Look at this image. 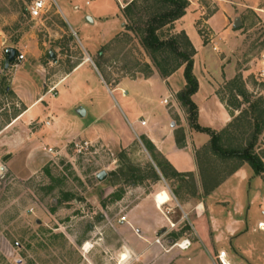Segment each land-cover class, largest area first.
<instances>
[{
  "label": "rangeland",
  "instance_id": "rangeland-1",
  "mask_svg": "<svg viewBox=\"0 0 264 264\" xmlns=\"http://www.w3.org/2000/svg\"><path fill=\"white\" fill-rule=\"evenodd\" d=\"M34 1L0 0V264H206L201 252L183 254L198 241L193 207L229 205L231 199L219 196L239 189L230 180L239 169L253 176L245 190L261 183L247 163L232 172L239 162L206 151L207 133L209 141L195 152L199 176L166 179L158 168L171 164L156 145L160 129L181 144L185 128H194L178 98L184 67L162 76L142 43L153 1L140 2L129 17L124 8L132 0H47V10L32 18ZM119 6L120 14L102 19L106 25L86 19L88 12L116 14ZM187 9L193 19L180 18L160 35L186 33L201 48L195 75L237 114L212 129L227 127L228 138L237 134L236 145L245 146L250 135L242 140L236 129L248 121L236 118L264 98V11L232 7L228 21L208 23L223 11L220 2L189 0ZM10 47L25 58L5 70ZM161 101L165 116L155 112V105L164 109ZM80 106L85 117L76 112ZM255 152L264 162V131ZM199 161L206 173L224 177L218 188L204 183ZM103 170L108 177L99 181ZM186 240L191 245L181 248Z\"/></svg>",
  "mask_w": 264,
  "mask_h": 264
},
{
  "label": "crops",
  "instance_id": "crops-1",
  "mask_svg": "<svg viewBox=\"0 0 264 264\" xmlns=\"http://www.w3.org/2000/svg\"><path fill=\"white\" fill-rule=\"evenodd\" d=\"M217 1L221 3L224 9L213 15V18L211 17L212 19L210 18L207 21L208 23H211L215 18L223 23L224 21H228L230 17L228 8L232 7L264 11V0ZM86 4L91 5L92 3L87 1ZM77 7H80V4ZM120 9L119 6L118 11L113 15H108L105 11L99 9L100 13L95 15L92 12H88L86 17H92L96 25L98 23L102 25L104 23L106 25L107 21H103L102 19L117 16L121 13ZM188 11L189 9H187L186 14L181 18L179 23H182L185 18L193 19V14L191 15L190 11ZM193 43L198 52L197 55H199L201 48L194 41ZM199 81V91L193 97L199 109V123L203 127H211L214 129H217L218 126H226V123L230 121L231 117L237 114L232 115L230 107L223 101L218 100L216 95L214 96L208 93L205 89L206 85H204L201 79ZM139 103L142 105L141 101ZM160 104L164 109L158 110L155 105V112L161 116L169 114L164 101H161ZM146 109V104H144V107H139V112H145ZM218 119L223 120V123L216 125ZM160 130L162 132L158 134L162 137L157 136L158 143L156 145L166 159L173 165L175 170L179 173H194L199 176L195 152L202 145H206L209 141L208 135L188 127L185 128V139L179 144L174 138L173 133L168 132L166 137H164L162 135L164 129L162 128ZM234 174L230 177V180L237 179L239 189L230 192V194L228 192L225 193L226 196L223 194L219 196L229 198V201L231 199L232 201L229 205L221 203L217 206H209L204 201H200L191 210L194 213L196 221L198 241L193 244V248H189L190 250L183 252V254L189 252L187 256L193 255L195 257L198 252H201L204 255L206 264H221L219 255L221 252H225V260L230 264H264V231L258 229V223L264 221V214H262V210L264 209V179L262 176L253 178L255 181H259L261 186L256 190L247 191L245 190L247 183L246 177L250 176L251 170L242 168ZM230 180L228 179L227 182ZM193 256L191 258L188 257V259H192Z\"/></svg>",
  "mask_w": 264,
  "mask_h": 264
},
{
  "label": "trees",
  "instance_id": "trees-1",
  "mask_svg": "<svg viewBox=\"0 0 264 264\" xmlns=\"http://www.w3.org/2000/svg\"><path fill=\"white\" fill-rule=\"evenodd\" d=\"M142 1L150 2V0H132L124 8L125 14L131 17L134 9L139 8L140 2ZM151 1H153V5L150 7L153 11L146 22V26L142 30V43L145 48L151 52L153 61L159 66L162 76L168 77L181 67H184L186 85L178 94V98L188 111L191 126L196 131L207 133L211 136L210 142L205 146V150L211 152L214 157H223L225 160L231 159L234 164L236 161L239 162L233 167L232 172L247 163L256 175L262 176L264 179V162L262 157L255 152L258 137L264 131V98H257L254 102L250 103L247 93L242 90L239 92L250 104L245 114L241 112L238 118H236V120L247 119L248 121V127L246 126L243 130H239L240 128L236 129L238 132L240 131L239 135L242 140L246 133L250 135V138L246 139L245 146L241 145L242 143L236 145L235 140L237 134H232L234 140H231V137L228 138V135L230 136V129L227 127L219 133L210 127L201 126L198 122L199 109L192 98L200 88L199 80L194 73L196 49L186 33H181L170 39H163L160 35V31L164 27L173 25L186 14L189 0ZM130 29L132 28L130 27ZM182 43H184L185 47L182 46ZM158 56H161L164 61H167L169 66H163ZM251 127L253 131L249 134V129ZM225 138L230 140V142L225 143ZM201 164L202 163L199 161L204 183L205 181L212 183V189L217 187L224 177L217 179L212 173H206ZM157 166L166 179L174 178L175 176L181 177L180 173L168 162H158ZM205 191L208 192L207 189Z\"/></svg>",
  "mask_w": 264,
  "mask_h": 264
},
{
  "label": "built area",
  "instance_id": "built-area-1",
  "mask_svg": "<svg viewBox=\"0 0 264 264\" xmlns=\"http://www.w3.org/2000/svg\"><path fill=\"white\" fill-rule=\"evenodd\" d=\"M48 8L47 0H35L33 4L30 6L29 13L32 18L40 17ZM25 58V54H23L21 51H18L15 60L13 62L14 66H19L20 62H22ZM264 58V57H263ZM47 124H50V122H47ZM142 124H146V122H142ZM77 147H79V144H76ZM262 214H264V209L262 210ZM174 226V224H172ZM258 229L261 231H264V221H261L258 223ZM191 245V242L189 240H186L184 244L180 245V247H189ZM186 249V248H184ZM219 260L221 264H228L225 260V252H221L219 255Z\"/></svg>",
  "mask_w": 264,
  "mask_h": 264
},
{
  "label": "water",
  "instance_id": "water-1",
  "mask_svg": "<svg viewBox=\"0 0 264 264\" xmlns=\"http://www.w3.org/2000/svg\"><path fill=\"white\" fill-rule=\"evenodd\" d=\"M86 19L93 23V19L92 17L90 16H87ZM241 25V21L239 19H236L235 21V27H239ZM18 51L17 49L15 48H7L6 49V55H7V58L5 60V66H4V69L5 70H8L10 68V66L13 64L14 60H15V57L17 55ZM50 55H51V58L52 59H55L56 56L53 52H50ZM76 112L77 114L80 116V117H85L87 115V110L83 107V106H80L76 109ZM12 154H8L4 157V161H7L11 158ZM5 168L4 167H1V172L4 170ZM108 177V173L103 170L101 172H99V174L97 175V178L99 181H104L106 178Z\"/></svg>",
  "mask_w": 264,
  "mask_h": 264
},
{
  "label": "bare ground",
  "instance_id": "bare-ground-1",
  "mask_svg": "<svg viewBox=\"0 0 264 264\" xmlns=\"http://www.w3.org/2000/svg\"><path fill=\"white\" fill-rule=\"evenodd\" d=\"M89 248H90V245L87 244L86 249L88 250ZM182 248H187V247H182ZM122 255H123L122 256V260L126 261L128 259V254L127 253H123ZM228 264H230V263H228Z\"/></svg>",
  "mask_w": 264,
  "mask_h": 264
}]
</instances>
